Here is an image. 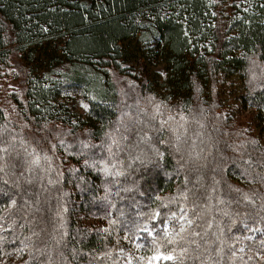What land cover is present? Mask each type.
Here are the masks:
<instances>
[{"label":"trees","instance_id":"1","mask_svg":"<svg viewBox=\"0 0 264 264\" xmlns=\"http://www.w3.org/2000/svg\"><path fill=\"white\" fill-rule=\"evenodd\" d=\"M12 63L22 120L0 109V264H128L126 242L141 263L264 264V221L246 219L264 207V84L250 79L264 0H0V70Z\"/></svg>","mask_w":264,"mask_h":264},{"label":"rangeland","instance_id":"2","mask_svg":"<svg viewBox=\"0 0 264 264\" xmlns=\"http://www.w3.org/2000/svg\"><path fill=\"white\" fill-rule=\"evenodd\" d=\"M131 66V73L136 77L139 76L140 74V68H138L134 62L130 63ZM147 72L148 74L151 75V73H160L161 76H164L166 73L164 65H153V66H146L145 69L143 70ZM124 78V77H123ZM126 81H129L128 78H124ZM164 79V78H162ZM250 79L254 83L255 90L259 91L261 89V85L264 84V68H261L258 65H254L251 68L250 71ZM256 81V83L254 82ZM130 82V81H129ZM235 81H230L227 79L225 81V86L228 88L230 91H238L239 92V85L237 83H234ZM129 85V84H127ZM224 86H219V95L221 101L225 104L224 112L227 110V117H229L232 120H237L241 115L245 114L242 110V107L240 104H237L236 102H232L230 104L229 97L227 96L228 92H225L224 89H222ZM21 81H20V75H19V70L17 69V66L12 63L9 68L5 70H0V109L2 110L3 116L6 118L5 121L7 122H13L15 118H17L19 121L22 120L21 116H19L14 110V104L12 102L13 98L20 99L21 98ZM74 102L75 103V108H82L81 107V100L79 99L78 96H74ZM123 102L124 104L130 105L131 103L134 106L139 107L141 104V99L138 97L132 96H124L123 97ZM230 105V106H229ZM230 108H229V107ZM127 110H129V106H126ZM228 108V109H227ZM132 109V108H131ZM136 115H129L126 114V116L123 118L124 121H127L126 124H129L131 121H139V118ZM18 126V125H17ZM198 130V129H197ZM199 131H197L198 134ZM259 132V129L257 128V133ZM27 135V134H26ZM34 136V134H33ZM137 143V141H136ZM26 145V143H25ZM134 146V145H133ZM104 148V146L102 147ZM134 148H137L136 146ZM98 154V152H97ZM209 208V207H208ZM179 223L181 226L187 225V222L184 220L178 219ZM166 229H169V225L166 227ZM138 245L131 244L129 242H126L124 244H120L118 247L119 252L122 254L124 257L125 261L128 264H159L162 261L168 260L163 257H167L168 255H156L154 257H162L160 259H154V257H151L148 261L142 262L140 252L139 250L136 249ZM12 263L15 262V260L11 261Z\"/></svg>","mask_w":264,"mask_h":264},{"label":"snow or ice","instance_id":"3","mask_svg":"<svg viewBox=\"0 0 264 264\" xmlns=\"http://www.w3.org/2000/svg\"><path fill=\"white\" fill-rule=\"evenodd\" d=\"M246 10L247 9H245V11ZM44 30L47 31V29H44ZM83 106L85 108H87V105H83ZM177 140H179V137H177ZM113 143H115V141H113ZM161 143H163V141H161ZM83 147L84 148H88V147H90V145L85 143L83 145ZM91 147H95V146L93 145ZM101 147H103V146H101ZM177 150H179V149H177ZM5 151H7V150L5 149ZM108 151H109V153H111V147L110 146L108 148ZM45 159H47V158L45 157ZM84 162H85L86 165L88 164V160H85ZM26 163L28 165V169L31 171L33 167H38L39 166L40 158L34 156L33 159H31L30 161H27ZM5 167H6V165L5 166H0V172H3L5 170ZM104 171L107 172V168H105ZM117 175H120V173H117ZM3 183H4V185H8V181L7 180L3 181ZM29 183H31V181H29ZM3 195L10 200L9 207H12V206H14L16 204V201L11 199V197L9 196L8 192H4ZM185 198H187V197H185ZM244 199L245 200H249V198L247 196H245ZM251 203L254 204L255 202L251 201ZM158 215H160V213L154 214L151 218L153 220H155ZM175 215H176L175 213H172L173 217H175ZM224 215L227 216L228 213H224ZM257 217H259V219L261 221H264V207H261L259 210H256V209L249 210L248 213H247L246 219L249 220V221H252V220H255ZM179 219L180 220H184L185 219L184 215L183 214L180 215ZM162 222H166V221H162ZM186 222L189 223V224L192 223L191 220H187ZM233 224L237 225V227H239L237 221L233 220ZM209 226H211V225H209ZM243 229L248 230V231L261 232V229H259V228H257V229H248L247 224L243 225ZM143 231L147 232L149 236H151V234H152L147 228L143 229ZM246 239H251V237H246ZM254 243H255V241H253V244ZM249 249L251 250V245H249ZM240 251H244V249H240ZM258 255L260 257L264 258V239L260 240ZM160 258H162V257H159V256L154 257V259H160ZM163 258H166L168 260H172L173 259V257L171 255H168L167 257H163ZM248 259H252V257H248Z\"/></svg>","mask_w":264,"mask_h":264}]
</instances>
